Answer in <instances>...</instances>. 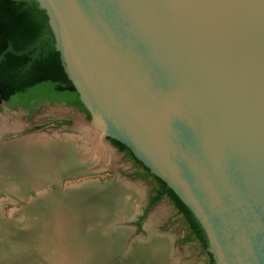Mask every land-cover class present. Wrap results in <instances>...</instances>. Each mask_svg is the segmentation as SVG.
Masks as SVG:
<instances>
[{
	"label": "water",
	"instance_id": "1",
	"mask_svg": "<svg viewBox=\"0 0 264 264\" xmlns=\"http://www.w3.org/2000/svg\"><path fill=\"white\" fill-rule=\"evenodd\" d=\"M32 1L99 137L128 148L188 208L214 264H264V0ZM111 192L88 205L75 194L78 215L61 217L74 226L85 208L116 202L130 213L128 198ZM30 195L2 218L23 215L11 239L29 237L24 259L37 264L46 258L40 233L53 232L30 218Z\"/></svg>",
	"mask_w": 264,
	"mask_h": 264
},
{
	"label": "rangeland",
	"instance_id": "2",
	"mask_svg": "<svg viewBox=\"0 0 264 264\" xmlns=\"http://www.w3.org/2000/svg\"><path fill=\"white\" fill-rule=\"evenodd\" d=\"M0 118L8 120L9 123H13L16 120L23 124L19 130L6 131L0 137V145L15 139L20 140V138L23 139L24 137H47L50 141L60 142L61 144L70 141V146L74 151L82 150L81 152H86L89 159L90 157L98 159L97 161L95 160L98 164L93 165L90 162L82 163L79 158L78 164H83L82 166L80 165V168L65 171L57 179L42 182L39 185L34 184L32 189H29L32 194L38 195L31 205L30 213L33 216L30 215V218L35 222L37 221L40 228L42 223L50 225L46 230L53 232L51 234L48 232L40 233V235L43 234V245L45 247L43 250L46 258L44 257L45 260H41L42 262L37 264H115L119 261V264H123L125 260L137 262L139 257L143 258V260L151 258L153 254L150 249L151 245L157 246V250L160 247L158 254H156L157 262L154 261L151 264H207L205 253L196 242H183L187 233L185 222L176 213L168 200L163 199L146 214L144 213L154 189L153 184L141 177L134 164L123 153L116 150L106 138L99 137L85 113L63 104L45 103L35 108L31 114H27L24 111L15 109V107L8 108L3 104ZM58 122H65V124L57 125ZM81 158L83 159L82 156ZM87 181H92L93 184L76 191L66 189L70 185ZM106 186L111 187V189L107 191ZM117 190L118 192H113ZM109 192L112 194L116 193L117 199L121 198V196L128 198V202L132 205L130 213L123 215L126 212L125 210L120 211L123 206L117 209L110 207L112 212L107 213L104 217H98L96 221L92 222L90 221L91 219H84L90 218L88 209H85L83 210L84 213L79 216L78 222L74 226L69 227V231L65 228L67 235L62 236L61 233H64V231L61 224L64 225L69 223V221L67 219L58 221L60 217L65 214L70 218L71 216L75 217L79 212L72 206L71 202L68 203L73 199L72 201L79 204L75 194L79 193L80 196H83L85 205H88L98 196L100 198L106 195V197H109ZM30 194L25 193L21 199H18L23 200L24 203L32 202L33 198ZM0 205L1 218L8 217L13 209L20 210L22 208L18 202H10L7 195L3 192H0ZM137 212L136 219H133ZM142 217L143 220L138 224ZM3 218L2 222L6 223ZM16 220L14 223L16 227L23 230L24 227L20 226L21 222L24 221L23 215L17 217ZM64 220L67 221L64 222ZM107 222H109L107 228H102V224ZM54 226L56 228L52 231ZM84 228H87V232H83ZM120 231L122 233L127 231V234L122 239L123 243L121 242L124 245L123 250H130V244L135 240L139 241L138 243L141 245H139L138 249L133 248L134 251H128V255L117 251L116 260L111 261L112 249H115L118 244L115 242L113 235H117ZM18 233H21V231ZM20 237V235L15 234L14 238L18 240ZM24 237H22V240H24L20 245L14 239L13 242L21 247L25 241L30 240L29 237H27L28 240ZM63 237L64 239H62ZM67 238H69L70 242L66 240ZM82 238H93L91 246L88 245L85 250L78 245V240ZM107 239L111 240V247L99 259V263L94 262L95 257L91 255L94 251L92 250L91 252L90 249L97 246L99 242H107ZM136 246L134 245V247ZM118 247L120 246L118 245ZM81 248V255L76 257L75 250H80ZM34 251L38 252V248ZM80 256L81 259L79 260ZM24 257L22 253V259L18 258L23 261V264H27ZM12 264L19 263L12 262Z\"/></svg>",
	"mask_w": 264,
	"mask_h": 264
},
{
	"label": "trees",
	"instance_id": "3",
	"mask_svg": "<svg viewBox=\"0 0 264 264\" xmlns=\"http://www.w3.org/2000/svg\"><path fill=\"white\" fill-rule=\"evenodd\" d=\"M45 103L75 107L90 119L64 73L45 12L32 0H0V111L4 104L8 108L19 107L31 113ZM61 124L65 122L57 123ZM107 140L140 170L141 177L153 184L154 195L149 198L144 213L163 199L168 200L183 218L193 240L202 249L208 248L202 228L177 196L160 179L151 175L128 148L115 140ZM183 242H190L188 236Z\"/></svg>",
	"mask_w": 264,
	"mask_h": 264
},
{
	"label": "bare ground",
	"instance_id": "4",
	"mask_svg": "<svg viewBox=\"0 0 264 264\" xmlns=\"http://www.w3.org/2000/svg\"><path fill=\"white\" fill-rule=\"evenodd\" d=\"M22 125L23 124L21 122H18L16 120L13 123H9L8 120L0 118V136L6 131L17 129L19 130ZM67 142L68 143L65 144L62 143V145L60 142L50 141L47 137H39L23 138L4 145H0V192L6 194L9 201H18V198L21 199L26 192H29V189H32L34 184L39 185L42 182L53 181L65 171L80 168V165L82 166L83 162H90L93 163V165L98 164V162H96L98 159L96 160L92 157H90L89 159V156L87 157L86 152H81L82 150L80 151L77 149L78 151H74V149L70 146L71 142ZM80 155L83 157V159ZM79 158L80 162L82 161L81 164H78ZM114 194L117 195L116 193ZM120 206H123L120 211H126V209H129L128 205L123 202H116L111 208L117 209ZM111 208L109 206H101L97 209L93 207L92 210H89L88 208L85 209H88L89 211V219H91L90 221L94 222L98 217H104L105 215H107V213L112 212ZM66 221L67 220H64V222ZM14 223L15 221L13 223H3L0 214V264H12V262L23 264V261L18 257L22 259V253L24 256L27 255V248L25 247V244H22L20 247L18 246L20 244L15 245V243L12 242L11 238L15 237V233L12 234L15 228ZM107 224H109V222L102 224V228H107ZM61 226H63L62 228L64 233H61L63 236L66 234L65 228L67 229V231H69V227H71L72 225H70L69 223H65L64 225L61 224ZM113 238L116 240L114 241L118 244L116 245L115 249H112V258L110 259L111 261H114L117 251H119L120 253H125V255H128L127 253L128 251H130L127 249L123 250L124 245L121 244L123 239L122 232H119L117 235H113ZM62 239H64V237ZM66 240L70 242L69 238H67ZM92 240L93 238H82L78 240V245L81 246L83 250H85V247H87L88 245L91 246ZM111 245V240L107 239V242H99L97 246L90 249L91 252L92 250L94 251L93 254H91L92 257H95L94 262L99 263V259L102 258L104 253L108 251ZM118 245L120 247H118ZM82 248L80 250H75L76 257H79V255H81ZM158 249L160 250V247ZM155 250L156 251L154 252V255L158 254L159 252V250H157V246ZM80 259L81 256L79 260ZM157 260L158 259L156 257L153 258L152 255L151 262L154 263V261L157 262ZM127 262L128 260H125L123 264H126ZM119 263L120 261L118 263L116 262L115 264Z\"/></svg>",
	"mask_w": 264,
	"mask_h": 264
},
{
	"label": "flooded vegetation",
	"instance_id": "5",
	"mask_svg": "<svg viewBox=\"0 0 264 264\" xmlns=\"http://www.w3.org/2000/svg\"><path fill=\"white\" fill-rule=\"evenodd\" d=\"M41 105V104H40ZM65 105V104H64ZM39 106V105H38ZM37 106V107H38ZM65 106H67V105H65ZM36 107V108H37ZM69 107V106H68ZM70 108H74V109H76L75 107H70ZM15 109H17V110H19V111H24L25 113H27V114H31L28 110H26V109H23V108H19V107H15ZM77 110V109H76ZM138 171H139V174H141V172H140V170L139 169H137ZM152 195H154V194H151L150 195V197H152ZM149 197V198H150ZM147 205H148V202H147ZM147 205H146V207H147ZM186 236H188V240L190 241V242H196L199 246H200V248H201V250L205 253V255H206V257H207V264H214V260H213V258H212V256H211V254L208 252V248H206V249H202V247H201V245L197 242V241H195V240H193V238L191 237V235L189 234V232H187L186 233V235H185V237Z\"/></svg>",
	"mask_w": 264,
	"mask_h": 264
}]
</instances>
